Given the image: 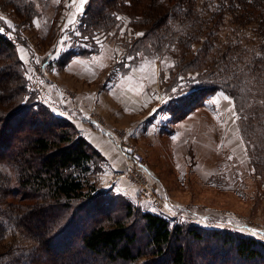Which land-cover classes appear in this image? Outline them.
<instances>
[{"label":"trees","instance_id":"obj_1","mask_svg":"<svg viewBox=\"0 0 264 264\" xmlns=\"http://www.w3.org/2000/svg\"><path fill=\"white\" fill-rule=\"evenodd\" d=\"M143 2L142 17L134 21L142 36L134 47L157 55L176 47L169 88L180 76L196 81L187 89L186 107L170 103L172 122L223 94L251 164L264 174V0H86L79 28L90 35L111 31L118 14ZM10 5L35 15L32 0ZM227 24L238 28L225 33ZM252 25L249 33L240 31ZM16 46L0 33V264H264V242L251 235L171 227L144 212L148 246L136 251V235L124 223L106 225L92 210L69 211L73 201L95 199L93 185L86 192L84 186L101 156L72 122L30 100ZM184 235L202 246L188 254Z\"/></svg>","mask_w":264,"mask_h":264},{"label":"rangeland","instance_id":"obj_2","mask_svg":"<svg viewBox=\"0 0 264 264\" xmlns=\"http://www.w3.org/2000/svg\"><path fill=\"white\" fill-rule=\"evenodd\" d=\"M11 1L22 6L21 4L28 0H0V33L12 39L17 46L28 45L27 52L36 56L40 53L44 57L48 52L55 54L64 49L63 56L70 51L77 55L81 51L98 52L102 47L111 49L106 51V55L114 59L112 61H115L116 74L131 76L134 71L139 75L135 80L126 77L127 84L137 88L142 86L145 89L149 85L152 90H160L159 100L162 96L165 98L160 100L162 105H159V109L170 117V123L174 124L170 103L178 106L183 104L185 107L189 104L187 97L191 90L187 89L196 84V81L186 82L184 77L180 76L178 83L169 88L171 74L176 70L178 49L170 46L157 55L150 47H134L135 41L142 36L143 31L134 21L142 17L146 2L118 14V22L113 30L96 31L90 35L83 34L79 28L86 0H32L36 9L32 18L31 15L24 16L22 11L18 13L14 5H10ZM71 11L75 12L76 18L79 17L77 28L75 32H68L71 30L73 18L70 22L66 21L62 31L66 33L61 34V23L66 17L70 19L68 16ZM227 26L230 28L226 27L225 33L238 28L229 24ZM253 27L247 26L240 31L249 33V29ZM195 76L194 74L193 77ZM33 84L28 85L30 100L41 103L38 100L37 87ZM211 126L210 123L208 129H211ZM220 128V137L216 132V136L206 140L214 141L211 147L203 143L183 147L187 162L182 166L185 173L182 176L179 175V170L173 168V161H168L166 156H163L161 161L156 151L150 147L145 152L140 151L136 148L134 139L124 144L141 154L144 164L139 167L126 157L129 161L126 175L107 174L104 168L107 162L99 154L101 157L94 158L84 186L86 192L93 185L92 196H95V199L73 201L69 211L74 209L87 213L92 210L89 214L106 225L124 223L129 231L136 235V251L148 246L143 229L144 221L141 218L144 212L159 215L166 219L171 227L182 226L185 230L190 226L207 231L229 230L244 236L251 235L264 242V174L258 172L251 164L243 141L234 133L225 115H222ZM164 129L163 132L168 133L166 140L171 141L169 135L172 129L167 126H164ZM188 140L191 141L190 138ZM169 156L171 158L172 154L169 153ZM147 164H153L155 170L158 169L157 179L149 177ZM122 180L129 182L128 191L119 185ZM86 219L91 221L92 218ZM77 224L85 226L81 221ZM181 244L188 254L194 252L195 247L202 246L185 235L181 237Z\"/></svg>","mask_w":264,"mask_h":264},{"label":"crops","instance_id":"obj_3","mask_svg":"<svg viewBox=\"0 0 264 264\" xmlns=\"http://www.w3.org/2000/svg\"><path fill=\"white\" fill-rule=\"evenodd\" d=\"M74 14L71 11L70 19L66 17L61 23V34L66 33H62L66 21L75 20ZM76 19L72 25L69 23L71 30L67 26L68 32H75L79 17ZM16 50L24 64L28 84L34 83L37 87L38 100L53 114L75 125L79 134L107 162L104 167L107 174L126 175L129 161L121 146L133 139L140 151L145 152L150 147L161 161L163 156L173 161V168L182 176L185 175L182 166L187 162L183 147L198 143L214 145V141L206 140L216 136V132L218 137L221 136L222 115L228 117L234 133L239 135L232 102L223 94L211 96L185 119L170 123V117L159 109L160 100L165 98L162 96L159 100L160 90H152L149 85L145 89L127 84L126 77L135 80L139 75L134 71L131 76L116 74L114 59L106 55L111 49L102 47L98 52L77 54L66 62L62 59L65 49L55 54L48 52L44 57L40 53L36 56L27 52L28 45H18ZM210 123L212 128L208 129ZM164 126L172 129L169 135L172 143L166 140L168 133L163 132ZM146 169L149 177L158 178V169L155 170L153 164H147ZM119 185L125 191L130 189L127 180H122Z\"/></svg>","mask_w":264,"mask_h":264},{"label":"built area","instance_id":"obj_4","mask_svg":"<svg viewBox=\"0 0 264 264\" xmlns=\"http://www.w3.org/2000/svg\"><path fill=\"white\" fill-rule=\"evenodd\" d=\"M121 151L125 157H127L131 162L135 163L139 167L144 164L143 156L133 150L131 146L122 144Z\"/></svg>","mask_w":264,"mask_h":264},{"label":"snow or ice","instance_id":"obj_5","mask_svg":"<svg viewBox=\"0 0 264 264\" xmlns=\"http://www.w3.org/2000/svg\"><path fill=\"white\" fill-rule=\"evenodd\" d=\"M225 99H227V97H225Z\"/></svg>","mask_w":264,"mask_h":264}]
</instances>
